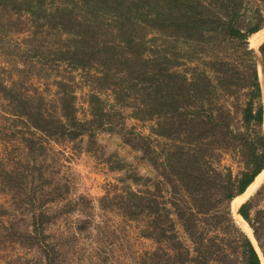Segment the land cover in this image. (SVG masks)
Here are the masks:
<instances>
[{"label": "trees", "instance_id": "1", "mask_svg": "<svg viewBox=\"0 0 264 264\" xmlns=\"http://www.w3.org/2000/svg\"><path fill=\"white\" fill-rule=\"evenodd\" d=\"M263 28L264 0H0V56L19 75L8 82L0 72V133L12 130L31 155L68 142L122 173L99 206L137 223L156 245L138 264H263L232 212V201L264 171V102L249 44ZM260 53L264 61V44ZM74 72L89 89L86 119L78 117ZM33 76L51 80L52 98L26 87ZM123 111L149 124V134L127 126ZM104 133L149 171L109 152L98 139ZM226 154L240 161L237 174L222 166ZM19 175L0 159L4 187H15ZM32 191L21 248L37 245L36 264H57L43 210L56 199ZM262 201L264 184L239 214L264 251Z\"/></svg>", "mask_w": 264, "mask_h": 264}, {"label": "rangeland", "instance_id": "2", "mask_svg": "<svg viewBox=\"0 0 264 264\" xmlns=\"http://www.w3.org/2000/svg\"><path fill=\"white\" fill-rule=\"evenodd\" d=\"M249 1L253 3L256 0ZM254 36L249 39L252 48L258 47L263 41L253 43ZM0 72L8 82L10 75L13 80L19 77L16 70L1 56ZM74 75L78 117L86 119L89 114L87 105L89 89L79 72H74ZM47 85L49 92L46 89ZM35 86L48 100L53 97L56 90L51 80L40 81L33 76L27 80L26 87L32 91ZM102 97L108 107L113 104L110 93L103 94ZM129 113L123 111L122 121L129 127L135 126L137 131L145 135L149 134V124L137 123L130 118ZM5 124L6 120L0 106V132ZM11 131H7L8 135L5 132L0 133V159L9 170L19 169L23 175H19L22 181H18L13 188L4 187L0 183V264H7L8 260H12L13 264L37 263L39 250L37 245L33 250L22 249L18 235V231L23 232L29 227L31 229L32 205L29 198L33 194L32 186L39 189L38 194L42 200L56 199L54 202H48L43 210L51 217V221L45 227V234L50 236L47 241L57 253V264H138L145 253L155 249L156 245L151 240L140 236L137 223L124 219L116 212L100 209L99 199L107 191L113 190L112 185L119 183L118 179L122 173L109 171L94 155L74 152L68 142L46 144V152L38 150L36 154L31 155L20 136L17 138L9 136ZM98 139L102 144L109 146V152H118L128 162L138 164L143 173L149 171L144 164L138 162V155L131 153L117 136L112 137L104 133L99 134ZM21 162L23 166L20 165ZM27 165L28 170L24 168ZM222 166H229L234 174L242 168L237 156L232 154L224 156ZM40 168L50 183L43 185L38 179ZM32 171H35V174ZM28 175L29 178L26 180L25 177ZM33 175L36 178L33 185H27L26 182L33 181ZM263 179L264 175L256 179V185ZM263 184L264 180L261 185ZM246 200L244 199L236 210L232 201V212L239 227L248 236H255L254 229L239 214V207ZM260 206L264 207V201ZM5 211L7 213H4ZM11 223L16 233L9 228ZM256 247L264 264V251L258 242ZM18 259H21V262Z\"/></svg>", "mask_w": 264, "mask_h": 264}, {"label": "water", "instance_id": "3", "mask_svg": "<svg viewBox=\"0 0 264 264\" xmlns=\"http://www.w3.org/2000/svg\"><path fill=\"white\" fill-rule=\"evenodd\" d=\"M261 31V30H260ZM259 31V32H260ZM258 33V32H257ZM250 44V43H249ZM264 44V40L260 43V45L258 46V47H256V48H252L251 47V45H250V49L251 50H253L254 52H255V55H256V62H257V66H258V71H259V77H260V83H261V87H262V95H263V102H264V61H263V58H262V55H261V53H260V47L262 46ZM257 179V178H256ZM256 179L254 180V182H256ZM264 180V179H263ZM263 180H260V182H259V184L257 185V188L254 190V192H253V194L245 201V202H243L242 203V205L244 204V203H246L251 197H253L256 193H257V191L260 189V187L262 186L261 184H262V182H263ZM253 182V183H254ZM252 183V184H253ZM251 184V185H252ZM250 185V186H251ZM249 186V187H250ZM248 187V188H249ZM248 188H247V190H248ZM246 190V191H247ZM245 191V192H246ZM241 205V206H242ZM240 206V207H241ZM240 207H239V209H240ZM251 240H252V242L254 243V245H255V247H256V243H257V241H256V239H255V236L254 235H250V236H248ZM257 248V247H256ZM258 250V249H257ZM259 252V251H258Z\"/></svg>", "mask_w": 264, "mask_h": 264}, {"label": "bare ground", "instance_id": "4", "mask_svg": "<svg viewBox=\"0 0 264 264\" xmlns=\"http://www.w3.org/2000/svg\"><path fill=\"white\" fill-rule=\"evenodd\" d=\"M261 40H264V28L258 32L257 34H255L254 38H253V43L257 44V42H260ZM264 175V172L262 174L259 175V177L257 179H260L261 176ZM259 181V180H258ZM255 187H257L256 185V182L253 183L249 188L248 190L242 194L241 196L237 197L234 201H233V207H234V210L237 209L238 205L248 196L251 195V193L253 192V190L255 189Z\"/></svg>", "mask_w": 264, "mask_h": 264}]
</instances>
